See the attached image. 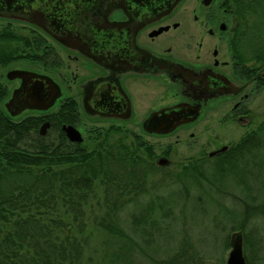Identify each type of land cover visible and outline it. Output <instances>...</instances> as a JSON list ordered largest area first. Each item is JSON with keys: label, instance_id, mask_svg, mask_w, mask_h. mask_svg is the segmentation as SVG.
Returning a JSON list of instances; mask_svg holds the SVG:
<instances>
[{"label": "flooded vegetation", "instance_id": "af4514ba", "mask_svg": "<svg viewBox=\"0 0 264 264\" xmlns=\"http://www.w3.org/2000/svg\"><path fill=\"white\" fill-rule=\"evenodd\" d=\"M257 5L261 3L254 0H0L1 30L11 28L31 40L28 47L37 56L15 54L0 65L7 67L0 75V112L17 123L27 115H44L41 125L50 122L49 130L58 137L90 150L104 139L132 149V137H166L179 129L193 137L187 126L217 103L230 106L223 121H243L250 112L247 88L260 84L255 75L249 77L247 59L261 51H249L253 19L245 13L241 20L239 12ZM25 60L36 65L22 64ZM21 74L52 78L61 89L54 105L13 115L20 107L19 95L12 106L9 102L24 82ZM176 112L182 120L196 118L172 132H158L165 114ZM87 120L103 125L86 126ZM64 125L76 127L83 142L71 141ZM231 144L204 157L214 159ZM152 152L153 158L160 157ZM173 153L167 146L155 164L187 165L186 160H170Z\"/></svg>", "mask_w": 264, "mask_h": 264}, {"label": "trees", "instance_id": "16d2710c", "mask_svg": "<svg viewBox=\"0 0 264 264\" xmlns=\"http://www.w3.org/2000/svg\"><path fill=\"white\" fill-rule=\"evenodd\" d=\"M254 1L261 5L239 15L245 20L249 13L253 19L248 49L261 52L247 59L246 68L249 77L255 75L264 85V75H259L264 67V0ZM30 42L17 32L0 30V65L15 54L36 58ZM44 117L30 115L17 123L0 112V264H194L197 257L186 237L172 248L160 243H171L174 223L186 218L180 204L185 206L192 187L205 190L212 202L219 194L237 198L241 208L229 210L228 220L239 222L233 230L244 231L245 246L253 252L245 255L248 263L264 264L246 231L264 214V184L256 180L264 179V121L214 159L163 166L155 164L151 146L144 157L136 142L131 149L114 139L98 141L91 150L68 144L66 136L57 144L21 147L30 135L43 138ZM206 161L215 165H204ZM95 231L102 236L101 250L88 255ZM161 252L167 257L160 258Z\"/></svg>", "mask_w": 264, "mask_h": 264}, {"label": "rangeland", "instance_id": "374dc122", "mask_svg": "<svg viewBox=\"0 0 264 264\" xmlns=\"http://www.w3.org/2000/svg\"><path fill=\"white\" fill-rule=\"evenodd\" d=\"M10 30L14 31L11 28ZM19 31L23 32L22 30ZM21 63L29 67L36 65V63H31L28 60L22 61ZM6 68L0 67V75ZM246 92L249 94L247 107L250 112L245 120L239 122L223 121L222 116L227 111L225 107L227 106V108H229L230 106L228 104H213L202 120H198L187 126L189 132H194L193 137L188 135L187 131L183 132L185 129H179L176 133L166 137L144 135L139 139L136 138L137 141L132 137V142H136L137 144L136 148L138 154L148 157L146 146H151L154 153L160 156L154 158V160L158 162L163 156L161 155L162 151L167 148V146L171 145L174 149V153L172 157H170V160L178 162L182 160L188 161L191 158L199 156L204 157L216 147L239 140L245 132L252 129V127H256L257 124L264 120V85H258L256 82L250 83ZM27 113H24V115ZM247 119L251 120V122L247 121ZM85 124L86 126L103 125V123L88 120ZM209 126L211 128H209ZM132 129H137L136 123H132ZM87 134L84 135L87 136ZM178 134L180 135L179 138ZM42 137L43 138H39L36 136L35 138L33 135H30L26 137L24 141L20 142V146L32 150L33 145H36L38 142H55V144H57V140L60 138L58 137V132L51 129L47 135ZM177 139H179V142ZM141 141L144 142L143 146L140 145ZM204 165L215 164L211 161H206ZM256 180L260 182V180ZM219 181L221 180L219 179ZM222 184L227 186L229 183L228 181H224ZM192 188L189 200L183 195V201L187 200L185 206L180 202V208H184L186 211V218H181L174 223L171 232L173 235L171 243L165 244V239H163L160 242L162 244L161 247L172 248L176 243L186 237L193 246L191 251L196 254L197 257L194 264H227L233 240L239 233H242L244 237V231L242 229L233 230L232 228V225L239 222H235V220L231 222L230 219L228 220L227 216L229 210L239 211L241 205L237 204V198L232 200L223 194L217 195V201L212 202L210 200L211 198L205 193V190H199L197 187ZM233 191L240 196H244L238 188L233 189ZM175 212L179 213L178 207L175 208ZM238 217L240 219L241 214L237 215V218ZM246 229V231L249 232L250 242L252 243V247L255 248L256 254L263 256L264 214H261L259 218L253 220L250 226L248 223ZM101 237V234L97 231L91 234L87 247L89 250V252H87L88 255H92L91 253L101 250ZM244 252L246 256L253 254L252 251L250 253V248H247L245 243ZM159 256L160 258L167 257V255L164 256L162 252Z\"/></svg>", "mask_w": 264, "mask_h": 264}, {"label": "water", "instance_id": "95a60500", "mask_svg": "<svg viewBox=\"0 0 264 264\" xmlns=\"http://www.w3.org/2000/svg\"><path fill=\"white\" fill-rule=\"evenodd\" d=\"M28 3L31 2L29 1ZM259 75H264V67L259 71ZM21 76L24 79V82L21 88L15 91L12 100L9 102V106L10 104L12 106L14 103V99H17L19 95L20 107L17 111L10 110L13 115L18 114L27 108L48 110L50 107L54 105L57 98L61 95V89L59 85L49 76L36 75V74H32V75L21 74ZM32 79L34 80L33 81L34 85L33 84L28 85L29 83H31ZM165 115H166L164 116L165 121L162 123V126L164 128L162 130H158V132H162V133L172 132L182 123L188 122L196 118L195 115V117H192L191 119L182 120L181 118L178 117L179 112L172 114H165ZM154 119L155 121L161 120V118H157V117H155ZM50 126L51 123L48 121L43 123L40 126V134L42 136L47 135ZM64 130L71 141L83 142L84 138L82 137V133L76 127L72 125H64ZM225 148L226 147H224L223 149ZM161 162L165 163L166 160L162 159ZM227 264H249L244 253V238L242 233H239L233 240V244L231 251L229 253Z\"/></svg>", "mask_w": 264, "mask_h": 264}]
</instances>
